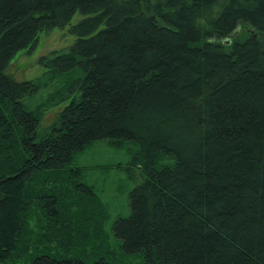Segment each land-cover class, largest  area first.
<instances>
[{
	"label": "trees",
	"instance_id": "1",
	"mask_svg": "<svg viewBox=\"0 0 264 264\" xmlns=\"http://www.w3.org/2000/svg\"><path fill=\"white\" fill-rule=\"evenodd\" d=\"M77 13L40 78L6 73ZM96 141L129 143L143 174L111 258L93 187L69 168ZM120 257L264 264V0H0V264Z\"/></svg>",
	"mask_w": 264,
	"mask_h": 264
},
{
	"label": "rangeland",
	"instance_id": "2",
	"mask_svg": "<svg viewBox=\"0 0 264 264\" xmlns=\"http://www.w3.org/2000/svg\"><path fill=\"white\" fill-rule=\"evenodd\" d=\"M83 18L84 16L77 13L63 28L53 29L49 33H39L33 48L22 49L10 59L6 73L18 82L33 81L40 78L45 71L39 64L40 58L54 52L69 51L75 41L69 30ZM51 89H41L29 100L32 103L36 102L38 99L45 97ZM63 107L64 104H61L51 111L45 112L41 125L43 127L49 126ZM131 152L132 147L126 142L113 146L105 141H96L84 149L83 152L75 154L69 163V168L80 170L81 181L93 187L95 204H97V207L100 206L103 211L101 221L103 218L105 219L101 223L102 239L98 237L101 239L100 253L108 255L110 258L112 257L111 253L112 255L116 254L112 236L114 221L129 215V193L140 185L143 180L141 170L131 168L128 165ZM101 221L99 220V224ZM137 263L138 258L120 257L119 262L117 260V263L114 261L113 264Z\"/></svg>",
	"mask_w": 264,
	"mask_h": 264
}]
</instances>
